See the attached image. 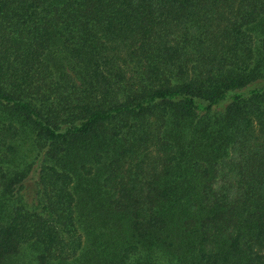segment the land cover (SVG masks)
Masks as SVG:
<instances>
[{"label":"trees","instance_id":"1","mask_svg":"<svg viewBox=\"0 0 264 264\" xmlns=\"http://www.w3.org/2000/svg\"><path fill=\"white\" fill-rule=\"evenodd\" d=\"M0 264H264V0H0Z\"/></svg>","mask_w":264,"mask_h":264}]
</instances>
